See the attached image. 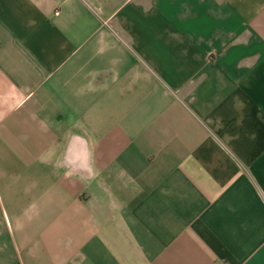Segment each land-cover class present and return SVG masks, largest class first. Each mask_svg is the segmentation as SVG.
Here are the masks:
<instances>
[{
    "label": "crops",
    "instance_id": "obj_1",
    "mask_svg": "<svg viewBox=\"0 0 264 264\" xmlns=\"http://www.w3.org/2000/svg\"><path fill=\"white\" fill-rule=\"evenodd\" d=\"M0 264H264V0H0Z\"/></svg>",
    "mask_w": 264,
    "mask_h": 264
}]
</instances>
